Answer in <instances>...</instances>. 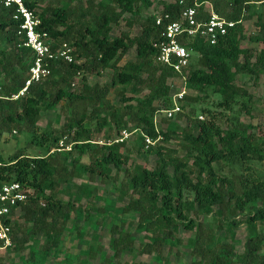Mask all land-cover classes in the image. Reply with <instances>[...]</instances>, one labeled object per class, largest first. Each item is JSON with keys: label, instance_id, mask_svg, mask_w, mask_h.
Listing matches in <instances>:
<instances>
[{"label": "trees", "instance_id": "16d2710c", "mask_svg": "<svg viewBox=\"0 0 264 264\" xmlns=\"http://www.w3.org/2000/svg\"><path fill=\"white\" fill-rule=\"evenodd\" d=\"M204 1L184 0L183 5L179 0L163 3L160 13L169 12L170 18L156 24L157 15L141 14L153 0L96 3L87 0L85 7L78 0L77 10L63 1L46 5L39 12L36 10L38 0H24L26 6L38 13L41 21L38 30L48 34L53 47L66 42L72 48L74 61L49 60V74L41 81L29 84L16 98L13 95L25 85L28 77L33 52L24 45L23 34L18 33L20 22L13 17L14 8L4 7L0 2V135L12 130L32 132L40 113L53 109L62 100L70 109V116L59 135L54 136L52 130L41 133L38 143L49 142L44 155L15 151L4 158L0 154V180L17 181L27 193L26 202L17 210L18 216L5 219L10 226V244L3 247L0 240V248L9 253L19 252L20 264H55L57 261L88 264L90 259H97V264H121L116 259L132 251L135 241V236L125 228V224L132 223L127 221L126 214H137L135 230L145 232L141 251L153 254L158 264H168L163 248L168 245L170 251L181 241L180 229L195 232L186 242L193 256L190 264H264V228H257L259 223H264V177L245 173L222 176L215 168L223 162L241 164L248 169V161L264 160V138L256 137L251 130L252 122L243 124L237 118L240 113L251 116L253 97L236 84L239 73L255 77L264 73V49L255 55V62H251L252 51L241 46L244 38L242 10L249 8L250 2L263 3L264 0H232L230 12L214 2L215 12L233 20L234 26L215 44L197 36L184 37L182 41L190 52L195 53L194 62L199 65L194 68L191 61L186 80L188 86L204 95L210 88L220 96L217 105L226 111H232L236 106L235 113L231 116L203 105L200 112L205 114V119L200 120L196 115L184 127L167 122L164 130L158 128L154 120L157 112L171 106L168 80L178 74L156 61L157 48L153 43L159 39L163 24L177 19L182 6L200 3L198 10L201 13ZM126 13L130 18H125ZM122 19L128 29L111 37L112 24ZM256 23L259 30L250 38L264 44L261 14ZM135 25L140 31L131 35L129 28ZM132 47L135 48L134 59L120 66L119 61ZM107 68L114 71L109 83H88L89 74ZM79 76L81 89L70 90ZM112 86L120 97L119 104H113L107 98ZM128 89L133 93L146 90V94L128 96L125 95ZM219 120L228 121L230 126H221ZM104 128V140L95 142L93 134ZM123 129L138 131L140 146L146 145L144 136L154 141L178 138L185 153L178 155L174 154L175 149L148 144L146 152L157 157L154 167L127 165L129 155L123 151L125 139L115 141L117 138L113 137L115 131ZM62 138L64 146L70 144L69 149L58 145ZM84 154H88L87 162L82 161ZM119 172L124 173V179L115 186L117 200L92 208L103 215L102 220L110 219L111 255L99 245L93 248L88 240H84L86 248L78 253L62 249V237L69 222L91 217L76 203L92 194V181L99 176L101 180L113 179L115 183ZM83 175H87L85 181L77 182ZM62 183L76 187L66 199L60 196ZM124 197L127 201L117 205ZM238 211L245 212L244 220L230 217ZM11 214H14V208ZM204 220L209 228L226 226V237L230 239H234L235 228L245 223L242 251H237L230 240L226 241L214 230L205 228ZM77 230L78 236L85 235L82 228ZM37 236L43 238L40 245L35 243Z\"/></svg>", "mask_w": 264, "mask_h": 264}, {"label": "rangeland", "instance_id": "374dc122", "mask_svg": "<svg viewBox=\"0 0 264 264\" xmlns=\"http://www.w3.org/2000/svg\"><path fill=\"white\" fill-rule=\"evenodd\" d=\"M67 1L69 2V6L77 10L76 2L78 0H38L36 10L39 12L44 6L46 5H56L59 2ZM98 1H109V0H94ZM171 0H153L151 6L148 9H142L141 14L143 16L147 15H159L163 3L170 2ZM214 2L218 3L219 8H224L226 12H230L232 9V5L230 4L232 0H205L202 6V9L209 10V8L214 9ZM83 7L86 6L87 0H81L80 3ZM78 4V5H80ZM77 5V6H78ZM261 14L262 19L264 20V2H250L249 8H245L242 10L241 15V24L243 26V34L244 38L241 40V46L244 48H248L252 51L253 55L251 57V62H255L257 55L261 49H264V44L261 42L253 41L250 37L255 35L259 27L257 26V16ZM125 18H130V14L126 13ZM124 18V19H125ZM120 20L117 24H112V30L110 32V36H118L122 31L128 29V26L125 25V20ZM140 28L138 25H135L129 28V32L131 35L138 34ZM135 56V48L132 47L128 50V52L121 58L119 61V65H123L126 61H131L134 59ZM195 53L191 52V61L193 62V67H199L195 61ZM243 59V57H240ZM113 70L111 68L104 69L100 71V73H93L87 76V81L89 84L98 83L99 85H104L105 83H109L112 79ZM170 89H171V96L173 93L184 90L185 98L182 102V111L178 115H173L171 118H167L165 113L157 112L154 116L155 124L158 128L164 130L167 126V122H175L180 127L187 126L189 124L190 118L193 119L194 116L201 115L202 118L199 119L203 120L206 118L205 114L200 112V109L203 105L209 106L210 108H214L216 110H220L221 112H228L229 115L232 116L237 110V107H233L232 111H226L222 106H218L217 103L220 100V96L216 95L211 91L209 88L207 90V95H204L202 92H198L194 88H191L181 77H173L169 80ZM236 84L242 86L244 89L247 90L249 94L252 95V104L253 108L251 111V116L240 113L238 115V119L243 124H247L252 122L254 125L251 130L254 132L256 137L264 138V73L260 74L259 77L252 76L248 73H239L236 76ZM115 87L112 86L109 89L107 94V98L113 104H119L120 97L117 94V91L114 89ZM70 90L79 91L81 89V78L80 76L75 79L74 84H72L69 88ZM143 95L146 94L145 91L135 92L133 93L128 89L125 95ZM197 96V100L189 99L190 97ZM206 96V97H204ZM70 116V109L66 106L65 100L60 101L58 104L55 105L53 109L45 110L40 113V118L36 122V126L32 132L22 131L18 132L17 130H12L11 132H5L0 135V154L4 158H8L12 155L15 151H22L25 154L29 155H44L45 149L49 142H44L42 145L39 144L41 138V133L43 131H50L52 130V134L59 135V130L61 129L63 123L67 121L68 117ZM218 123L223 127L230 126L228 121L219 120ZM104 131L105 128L93 134L92 138L95 142L101 143L104 140ZM120 136V132H114L113 137ZM138 131H133L126 139H125V147L123 148L124 152H127L129 155V161L127 165H145L149 168L154 167L156 162V155L153 153H147L145 146H140L138 140ZM64 139V138H62ZM180 139H170L168 141H162L161 139L155 141L152 145H162L166 148L175 149L176 152L174 154L183 155L185 152L181 148L179 144ZM60 141V140H59ZM59 145V142H58ZM127 149V151L125 150ZM76 155V152L73 153ZM82 161H88V154H84L82 156ZM246 164H248V169H245L244 166L241 164H228V163H218L216 164L215 168L219 175L222 176H231L232 174L236 173H245L250 175H260L264 177V160L263 161H256L250 160ZM171 169V167H170ZM114 173V171H113ZM87 175H83L81 179H78L77 182L85 181ZM124 179V173L119 172V176L117 181L114 183L113 179L108 180H101L98 176L92 181L93 187H91L92 194L83 197L79 202L76 203V206L81 210H87L91 217L89 220L78 219L75 223L69 222V228L64 232L62 237V242L60 247L62 249H68L72 253H78L81 249L86 248L87 243L84 240H88V244L92 245L93 248H96L98 245L102 247L106 251L108 255H111L112 251L109 247V218L106 217L102 220L101 214H97L93 207L102 206L105 202L108 201H115L118 198V192L115 189V186L119 184V181ZM62 193L60 196L63 198H68V195H71L72 192L76 189L71 183H62L60 186ZM127 198L124 197L123 200L117 201V205L125 203ZM247 211V209L245 210ZM18 216V212L14 217ZM127 221L132 222L125 224L126 230L130 231L133 236H135L134 241V248L130 252H126L120 256L118 260L121 264H158L155 261L153 254L144 253L141 251L142 243L145 241L143 238L145 232H138L135 230V224L137 222V214H126L124 215ZM236 220H244L245 219V212L238 211L234 216ZM194 218V217H193ZM77 225L74 227V225ZM97 224V227L94 225ZM204 227H208V222L204 220ZM82 228L84 230V236L77 235V229ZM258 229L264 228L263 224L257 225ZM211 231L214 230L217 234L223 236V239L233 243L237 249V251L241 252L243 249V241L246 235L245 223L239 224L235 228V235L234 239H230L228 236L226 226L223 228H219L216 225L209 228ZM194 230H184L180 229L178 232V236H180L181 241L171 247L169 251V246L166 245L163 248V255L167 258L168 264H190L193 256L190 254V248L186 245L187 237L194 236ZM43 242L42 236H37L35 238L36 245H40ZM24 254L26 251H22ZM19 252H8L5 248H0V264H20L18 259ZM48 261H51L49 258ZM97 259H90L88 264H97ZM55 264H61L57 261Z\"/></svg>", "mask_w": 264, "mask_h": 264}, {"label": "built area", "instance_id": "2783aa9c", "mask_svg": "<svg viewBox=\"0 0 264 264\" xmlns=\"http://www.w3.org/2000/svg\"><path fill=\"white\" fill-rule=\"evenodd\" d=\"M2 5L7 8H14L13 17L19 19L18 33L24 36V45L31 48L33 60L28 69V77L25 85L13 95V98L22 95L27 86L33 82H39L49 74L48 61L61 59L66 62H73L74 56L72 48L63 42L53 47L49 42L46 32L38 30L41 23L38 13L35 9L25 5L24 0H0ZM184 0H179L183 5ZM200 3L194 2L193 5L182 6L178 17L175 20H168L163 24L160 37L153 44L157 48L156 61L175 71L178 77L187 80V73L190 65L191 52L182 43L184 37H201L210 44H215L219 38L224 36L228 29L234 26L233 20H228L224 16L216 13L213 8L209 10H198ZM169 12L160 13L156 16L155 23L161 24L163 19H169ZM184 90L177 91L171 96V106L163 110L167 118H171L177 112L182 111V102L184 100ZM201 119L202 116L198 115ZM133 131L123 129L120 136L115 141L126 139ZM147 147L155 141L144 136ZM59 146L62 149H69L70 144L63 145V139H60ZM27 200L26 189L17 181L0 180V240L3 241V247L10 244V226L5 219L12 220L16 215L19 205ZM14 208V214L11 212Z\"/></svg>", "mask_w": 264, "mask_h": 264}]
</instances>
